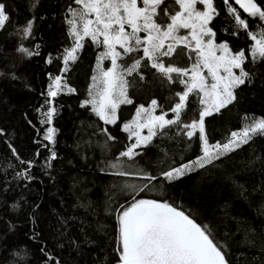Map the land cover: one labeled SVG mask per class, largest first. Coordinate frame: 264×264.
Masks as SVG:
<instances>
[{
    "label": "snow or ice",
    "instance_id": "1",
    "mask_svg": "<svg viewBox=\"0 0 264 264\" xmlns=\"http://www.w3.org/2000/svg\"><path fill=\"white\" fill-rule=\"evenodd\" d=\"M37 4L38 0H34L31 9ZM222 4L223 7H218L216 0H68L67 4L60 5L63 47L55 58L60 66L58 74L47 73L49 84L40 93L43 103L35 109L40 127L33 143L47 151L42 165L44 175L54 182L53 161L60 159L55 150L57 97L77 95V89L69 86L67 78L79 53L90 41V46L97 50L95 65L87 84V95L79 100V107L90 113L95 126L88 124L92 137L76 143L74 148L80 159L87 161L90 157L83 154V147L87 145L91 150L95 144L101 152L97 169L102 176L113 178L105 188L102 202V212L109 223H98L96 232L107 239L115 264H241L239 258L233 261L230 248L237 233L242 236L236 241L238 246L256 250V255L246 258L244 264H264V180L255 185L250 194H246L242 185H235L250 207L251 195H260L253 211L261 222L253 226L245 221L241 226L237 220L236 232H230L225 224L222 236L219 225L170 194L175 182L185 175H210L214 169L222 168L237 149L257 136L264 137V118L259 117L252 118L251 123H243L238 131H231L222 141L212 142L208 136L207 117L222 114V110L234 106L243 87H254L258 81L264 86V4L259 0H222ZM35 20V15H30L13 28L15 56L2 58L6 63L0 77L6 75L12 81L20 79L16 75L17 62L40 55V46L34 43ZM10 21L7 6L0 0V30H5ZM254 21H258V31L251 30ZM218 23L225 25L221 31L226 35L240 39L244 33L251 43L247 47H231V41L221 39L215 30ZM25 42L33 44L28 47ZM44 62L53 63L51 53ZM157 87L167 89V111L152 98L147 108L136 106L131 120L118 123L120 106L133 104L129 89ZM191 97L198 101V108L192 110L189 118ZM158 108L160 114L156 115ZM28 123L35 127L31 120ZM110 126L126 133L127 143ZM145 129L147 133L142 134ZM10 136V132L0 129V137H4L3 142L11 150L15 163L9 160L0 171L7 173L12 169L16 185H27L35 179L32 170L39 150L33 158L22 159ZM154 137L174 138L177 143L184 142L186 148L198 137V154L175 165V159L169 162L165 151L163 157L157 156L156 164L151 161L141 164ZM117 144L122 147H116ZM257 165L264 170V156L253 152L244 167L251 171ZM10 184L11 181L5 179V192ZM78 187V182L73 184L72 194L76 197L73 207L84 209L95 220L101 214V205L94 207L87 199L88 188L80 189L77 194ZM8 207L16 211L20 204L14 202ZM80 222L86 224L83 219ZM60 223L66 225L67 220L61 218ZM80 231L81 241L67 238L66 229L60 231V237L67 239L69 247L78 254L83 251L81 245L97 243L89 238L86 227L82 226ZM38 235L33 231L28 239L35 240ZM97 246L103 250L102 245ZM57 247L62 249L64 244L60 242ZM40 252L44 257L41 264H62L46 243L42 242ZM10 257L7 264H20L16 250ZM94 264L111 262L97 256Z\"/></svg>",
    "mask_w": 264,
    "mask_h": 264
},
{
    "label": "trees",
    "instance_id": "2",
    "mask_svg": "<svg viewBox=\"0 0 264 264\" xmlns=\"http://www.w3.org/2000/svg\"><path fill=\"white\" fill-rule=\"evenodd\" d=\"M2 2L7 6L11 21L5 30H0V70H4L6 63L2 59L4 56L10 59L15 56L13 50L16 40L13 28L33 14L36 17L34 43L39 44L40 55L33 56L31 60H24L22 63L17 62L16 75L20 79L12 81L6 75L0 77V129L11 133L9 139L22 159L33 158L39 150L36 165L32 170L35 179L31 183L17 186L16 181L13 180L12 169H8L7 173L0 171V264H7L13 250L17 251L16 259L20 261V264H41L44 259L40 252L42 242L59 256L62 264H94V258L97 256L115 264V260L112 259L114 253L108 246L107 239L102 233L96 232L98 223H109L103 215L102 202L105 199V188L113 178L102 176L97 169L96 162L100 160L101 152L95 144L91 150L87 145L83 147V154L90 157L87 161L80 159L74 148L76 143L87 141L92 137V128H89L88 124L93 123V127L95 126L94 118L90 113L79 107V100L87 95V84L90 82L97 50L91 47V42L88 41L79 53L78 61L71 66L67 81L69 86L77 89V95L57 97L59 112L54 119V127L58 129L55 150L60 159L53 161L56 168V171L52 173L55 181H50L49 177L44 175L45 169L42 166L48 153L44 148L33 143V140L37 138V129L40 127L39 116L35 109L43 103L40 93L49 84L47 73L58 74L60 65L55 58L63 47L60 5L62 2L67 4L68 0H38L35 9H31L34 0H2ZM216 2L218 7H223L222 0H216ZM259 3L264 4V0H259ZM41 17L44 19L42 20ZM257 23L258 21L253 22L251 30H259L256 28ZM224 26L223 23H218L215 30L221 39L231 41V47H247L251 43L244 33H241L240 39L226 35L221 31ZM25 44L31 47L33 42H25ZM49 53L53 63L46 65L44 61ZM129 96L133 104L123 107V111H127L130 115L126 119L133 115L137 105L147 107L152 98H156L167 111L168 102L165 99L168 96L167 89L131 88ZM238 97L235 105L230 106L228 110H222V114H213L212 117L206 118L207 132L212 142L222 141L231 131H238L243 123H251L252 118H264V86H261L259 81L254 87H243V90L238 92ZM194 108H198V101L195 97H191L188 105L189 118ZM155 114H160L159 108ZM170 117L171 113L168 114V118ZM246 117L248 119H245ZM126 119L121 116L118 123L122 124ZM29 120L35 127L29 125ZM81 122H83L82 126ZM110 127L124 143H127L126 133L115 126ZM93 140H95L94 137ZM3 141L4 137H0V169H3L9 160L15 163L11 150ZM116 147H122V144H117ZM198 150V137L187 148L184 142L177 143L174 138L154 137L152 145L147 149L148 155L143 157L141 164L147 161L156 164L157 156L163 157L166 151L168 161L171 162L174 158L175 165H179L181 162L192 159L198 154ZM253 152L264 156V137L257 136L248 145L237 149L222 168L214 169L210 175L196 173L185 175L175 182L170 194L174 195L178 201L182 200L185 206H190L206 220L219 225L221 236L225 224L230 232H236L237 220L240 221L241 226L245 221L253 226L259 224L261 221L253 209L260 201V195H251L252 206L250 207L249 201L244 199L235 187V185H242L247 190L246 194H250L253 187L264 180V170L259 165L251 171L244 167L245 161ZM69 160L72 161L71 164L68 163ZM16 168H19L18 164ZM5 179L11 181L7 192L3 188ZM76 182L79 183V187L75 189L77 194L80 189L88 188L90 191L86 193L87 199L93 202L94 207L101 205V214L95 220L84 209L73 207L76 203V197L72 194L73 184ZM14 202L20 204L16 211L8 207ZM73 216L76 219H69ZM61 218L67 220L66 225L60 223ZM81 219L86 222L85 225L81 224ZM82 226L86 227L89 238L97 243L81 245L83 251L78 254L76 250L69 247L67 239L60 237V231L66 229L67 238L81 241ZM33 231L39 235L35 240H29L28 237ZM112 235L114 247V232ZM241 238V233H237L230 243V248L233 261L239 258L241 264H244L246 258L250 259L256 255V250L238 246L236 241ZM60 242L64 244L62 249L57 247ZM97 245H102L103 250ZM238 254H240L239 257Z\"/></svg>",
    "mask_w": 264,
    "mask_h": 264
},
{
    "label": "rangeland",
    "instance_id": "3",
    "mask_svg": "<svg viewBox=\"0 0 264 264\" xmlns=\"http://www.w3.org/2000/svg\"><path fill=\"white\" fill-rule=\"evenodd\" d=\"M105 64L106 65H110V62L109 61H105ZM126 105H121L120 106V108L118 109V118L120 119L121 118V116L122 117H124V119H126L127 117H129L130 115H129V113L127 112V111H123V107H125ZM145 108H147V107H145ZM135 114V112L133 113V115ZM132 115V116H133ZM132 116L129 118V119H126V120H124V122L125 121H128V120H131L132 119ZM118 119V120H119ZM123 122V123H124ZM147 133V130L145 129V130H142V134H146Z\"/></svg>",
    "mask_w": 264,
    "mask_h": 264
}]
</instances>
